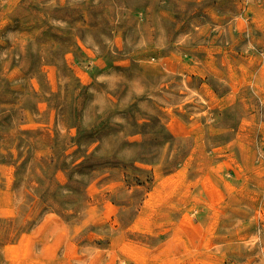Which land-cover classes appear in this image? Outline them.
<instances>
[{
  "label": "rangeland",
  "instance_id": "374dc122",
  "mask_svg": "<svg viewBox=\"0 0 264 264\" xmlns=\"http://www.w3.org/2000/svg\"><path fill=\"white\" fill-rule=\"evenodd\" d=\"M0 264H264V0H0Z\"/></svg>",
  "mask_w": 264,
  "mask_h": 264
}]
</instances>
